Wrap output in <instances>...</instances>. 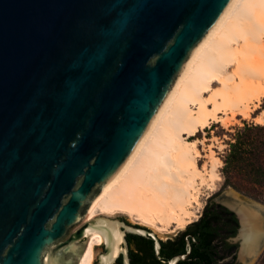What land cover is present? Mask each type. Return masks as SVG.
Listing matches in <instances>:
<instances>
[{
  "label": "water",
  "instance_id": "obj_1",
  "mask_svg": "<svg viewBox=\"0 0 264 264\" xmlns=\"http://www.w3.org/2000/svg\"><path fill=\"white\" fill-rule=\"evenodd\" d=\"M240 2L0 0V264H83L101 236L97 264H130L128 233L153 238L159 253L160 233L131 217L87 218ZM253 207L262 230L264 208ZM263 246L264 234L247 260Z\"/></svg>",
  "mask_w": 264,
  "mask_h": 264
},
{
  "label": "bare ground",
  "instance_id": "obj_2",
  "mask_svg": "<svg viewBox=\"0 0 264 264\" xmlns=\"http://www.w3.org/2000/svg\"><path fill=\"white\" fill-rule=\"evenodd\" d=\"M255 4L252 0H241L223 31L208 41L186 74L176 103L154 137L87 219L95 217L96 209L109 212L113 208L122 209L123 207L125 210L126 207L128 210L135 208L132 210L134 211L136 204L144 202L162 205L161 207H167V205L169 207L178 202L183 203L180 192H183L182 195L186 194L188 186L195 182L194 179L201 172L196 158L192 157L198 155L195 150L201 140H192L191 137L201 129L207 128L212 121H223L227 124V120L222 118L220 113L230 112L243 117L252 116L254 111L252 105H257L264 97V42L259 45L263 41L264 33V0L260 1L257 9ZM240 5L245 7L243 9L250 13V17L257 16L261 19L260 23L251 30L247 31L243 26L238 10ZM239 33L250 37H246L244 47L233 50L231 40ZM237 57L239 61L236 71L225 78V72ZM216 82L222 83L223 88L213 92L211 97H204ZM192 104H197V107L194 109ZM183 173H188L189 175H185L190 177H187L178 191L173 190L175 178H180V174L184 175ZM212 175L210 173V179L213 178ZM214 176V179L220 180L217 173ZM144 204L142 208L145 207ZM147 204H145L146 208H149L150 204ZM160 209L157 210L160 211ZM175 209L173 208L172 211ZM257 213L260 211L255 208V216ZM183 214L185 215L173 214L172 220L185 227L188 224L185 220L188 219L189 211L185 210ZM242 215L245 234L243 254L245 252L247 255L251 251L255 238L258 236L259 241L263 236L264 229H259V221L258 224L248 223L249 219L244 213ZM103 242V236L91 242L80 256L83 264L94 263L97 257L96 248L103 245Z\"/></svg>",
  "mask_w": 264,
  "mask_h": 264
},
{
  "label": "rangeland",
  "instance_id": "obj_3",
  "mask_svg": "<svg viewBox=\"0 0 264 264\" xmlns=\"http://www.w3.org/2000/svg\"><path fill=\"white\" fill-rule=\"evenodd\" d=\"M260 1L261 0H252L253 4L256 3V9L257 7H259ZM243 7L244 6L240 5L239 8L241 9L238 8V10L240 13V17L242 18L241 20L243 22V26L248 31L251 30V28L256 27V25L260 23L261 19H259V17L257 16L250 17V13L246 9H243ZM243 12H245V14ZM246 37L249 38L250 36H247L246 34L244 35V33L236 34L233 38L234 40H231L232 49L239 50L244 47ZM262 40L263 41H261L259 45L264 42V33L262 34ZM238 61L239 57L235 58V60L232 61L233 64H231L225 72V78L229 75H233V73L237 69ZM236 82L237 81H235V83ZM211 87L212 88H210V90L205 93L204 97H211L213 92L215 93L216 91L223 88V84L216 82ZM192 107L195 109V107H197V104H192ZM252 108H254L253 114L252 116L248 117H243L242 115H233L230 112L220 113V116L227 120V124H224L223 121H212L207 128L201 129L200 132L191 137L192 140H201V143H198L196 145L195 153L197 152L198 155L192 156L196 158L201 172L194 179L195 182L188 186V191L186 192V194L182 195L183 192H180L181 196H183V203L178 202V204H172L169 205V207L167 205V207L164 206V208L161 207L162 205L159 206L158 204L152 203V206L151 203L147 204L146 202H144L147 205L150 204L149 208H146V205L144 203H139L136 204V210L134 211L132 210L135 208H133L132 210L129 209V211L126 207L125 210L123 209V207V210L119 207L115 209L113 208L114 210L112 209L109 212H104L102 209H96L95 216H107L112 219L120 220L123 217H131L134 224L148 227L154 232L160 233V239L167 240L175 238L177 234L184 231L190 223L200 218L205 204L207 203L208 199L213 195L215 201L226 205L234 211L237 210L241 215L242 213H244L249 219L248 223L253 222L258 224L259 219L257 220V217L260 216V213H257L255 216V208L253 207V205H257L261 208H264V190L254 188L249 185H243L241 184V180L236 177L233 179V182L237 183L238 185L241 184V188L225 185V177L222 173V167L224 165V156L226 155L227 150L229 148V141L232 139L237 129L244 126L245 122L255 124L264 123V97H262V100H260L257 105L253 104ZM210 173L213 174V178L211 177V179ZM216 173L220 176V180L214 179V174ZM185 174H180L181 179L179 177L175 178L174 182L179 185H176L174 183L172 187L173 190L178 191L181 185H183L184 182L187 180V177H190L188 176L189 174ZM143 204L145 206L144 208H142ZM180 204L182 205V207H180ZM140 207L141 209H138ZM154 208H156V210ZM171 208L176 209L175 211H172ZM157 209H160V211H158ZM185 210H188L189 214L188 219L185 220L188 224L184 227L182 225L174 223L172 218L173 214H176L178 216H184L185 214H183V212H185ZM103 250V245L97 246V256L99 253L103 252ZM247 259L248 257H245L241 250V254L239 256V264H264V246L262 247L260 252L254 256V258H250L249 260ZM97 261L98 258L96 257L94 261L95 263L93 264H97Z\"/></svg>",
  "mask_w": 264,
  "mask_h": 264
},
{
  "label": "trees",
  "instance_id": "obj_4",
  "mask_svg": "<svg viewBox=\"0 0 264 264\" xmlns=\"http://www.w3.org/2000/svg\"><path fill=\"white\" fill-rule=\"evenodd\" d=\"M222 173L225 185L241 188L243 184L264 190V123L245 122L244 126L237 129L229 141ZM235 177L241 180L240 185L233 182ZM238 228L239 220L235 211L215 201L212 195L199 219L190 223L175 238L160 239L161 247L158 254L154 239L151 237L129 233L127 239L129 243L130 237L135 240V251L130 249V253L136 255L137 264H168L172 257L184 254L186 250L188 252V242L192 251L190 249L187 257L177 264H185L189 260L208 262L215 259L223 248L225 238L230 234H236ZM141 249L146 250L144 255H140Z\"/></svg>",
  "mask_w": 264,
  "mask_h": 264
},
{
  "label": "flooded vegetation",
  "instance_id": "obj_5",
  "mask_svg": "<svg viewBox=\"0 0 264 264\" xmlns=\"http://www.w3.org/2000/svg\"><path fill=\"white\" fill-rule=\"evenodd\" d=\"M237 217H238V215H237ZM238 220H239V218H238ZM239 228H240V220H239ZM239 228H238V232L236 234H234V235L230 234L225 238V242L222 243L223 248L220 249L221 251H219L218 255L215 256L214 260H210L208 262H200L198 260H193V261L189 260L185 264H239L240 261H239V248L238 247H240V240L236 239L238 234H239ZM242 234H243V238H244V236H245L244 232ZM187 237H189V234L187 235ZM257 239H258V236L255 238V241L253 242V245L251 246L250 254L255 253V249L257 247L256 244L258 243ZM130 240H131V243H129V253H130V249L135 251V248H136L134 238L130 237ZM244 242H245V239H244ZM244 242H243V246H244ZM243 246H242V253H243ZM103 248H104V246H103ZM191 251H192V247H191ZM145 252H146L145 249H141L139 251L140 255H144ZM186 252H187V250L185 251V253ZM244 255H245V257H247L245 252H244ZM137 263H138V260H137L136 255L133 256L130 253V264H137ZM116 264H124L122 255H120L118 257Z\"/></svg>",
  "mask_w": 264,
  "mask_h": 264
}]
</instances>
